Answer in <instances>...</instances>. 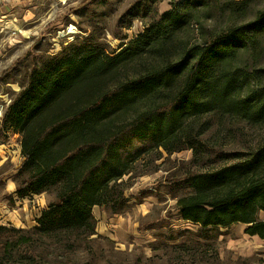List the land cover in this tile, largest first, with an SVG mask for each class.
I'll return each mask as SVG.
<instances>
[{"label": "rangeland", "instance_id": "374dc122", "mask_svg": "<svg viewBox=\"0 0 264 264\" xmlns=\"http://www.w3.org/2000/svg\"><path fill=\"white\" fill-rule=\"evenodd\" d=\"M172 8L185 14V25L172 41L154 42L123 65L108 88L176 59L191 45L211 42L253 22L264 10V0H0V122L30 69L68 43L88 38L110 54L117 52ZM248 35L230 58L211 69L212 81L233 70L245 73L241 76L245 85L234 94L236 99L264 86V23L248 28ZM170 92L150 95L99 126L97 142L103 134H117L126 127L122 134L130 136L128 151L137 157L120 177L107 183L111 195L120 191L122 203L115 206L117 212L111 203L94 206L90 229L48 235L34 230L38 218L54 203L57 188L18 198L13 192L23 159L20 136L0 135V225L18 228L28 237L27 245L12 238L13 248L0 252V264H264V238L247 233L246 224L235 222L200 231L176 207L177 197L193 193L189 175L246 159L263 146L264 121L253 123L212 109L184 121L173 151L162 147L143 150L144 142L131 136L128 125L166 105ZM74 101L66 96L56 104L69 106ZM258 218L264 220V210L258 211Z\"/></svg>", "mask_w": 264, "mask_h": 264}, {"label": "trees", "instance_id": "16d2710c", "mask_svg": "<svg viewBox=\"0 0 264 264\" xmlns=\"http://www.w3.org/2000/svg\"><path fill=\"white\" fill-rule=\"evenodd\" d=\"M186 20L185 14L172 8L117 52L110 54L99 43L84 38L68 43L39 67L30 69L26 82L2 114L0 135L12 132L20 136L23 159L13 192L18 198L57 188L54 203L34 227L38 234L90 229L96 205L111 203L117 212L120 191L111 195L107 183L120 177L137 155L128 151L130 136L122 134L126 127L117 134H103L101 142L95 135L105 120L127 112L138 101L171 91L166 105L147 111L128 125L131 136L144 142L143 150L162 147L173 151L178 143H173L174 138L184 121L212 109L253 123L264 121V86L236 99L234 94L245 85L241 80L245 73L233 70L221 79H210L214 65L230 58L232 50L249 39L248 28L264 23V10L253 22L211 42L191 45L176 59L108 88L123 65L154 42L172 41ZM66 96L75 101L69 106L56 104ZM187 182L193 193L176 199L183 219L197 224L200 231L243 223L247 233L264 238V220L258 218V211L264 210V145L246 159L191 174ZM20 231L0 225V252L13 248L12 238L28 244V237Z\"/></svg>", "mask_w": 264, "mask_h": 264}]
</instances>
